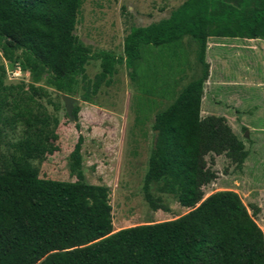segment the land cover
<instances>
[{"label":"trees","instance_id":"16d2710c","mask_svg":"<svg viewBox=\"0 0 264 264\" xmlns=\"http://www.w3.org/2000/svg\"><path fill=\"white\" fill-rule=\"evenodd\" d=\"M81 3L0 0L3 57L30 71L32 91L44 78L62 94L73 95L80 76L82 99L91 102L102 84L111 83L116 64L124 63L134 77L141 44H178L190 35L202 72L155 114L156 140L142 189L152 209H168L152 195V183L191 209L168 220L113 231L109 187L84 179L83 136L78 135L69 153V173L75 180L39 177L30 159L57 151L49 138L57 135L48 130L49 116L38 109L33 95L21 84L4 85L0 76V111L9 108L11 126H24V135L9 144L10 158L0 170V264H264L263 233L239 195L218 190L202 199L200 190L214 178L205 155L224 153L237 164L246 157L243 141L224 117L200 113L209 66L207 36L258 37L264 29V0H184L168 17L131 27L121 55L91 52L78 41L73 30ZM210 23L218 30L209 31ZM90 59L100 60L101 70L93 78L85 73ZM0 71L2 75L3 66ZM77 111L74 107L75 118Z\"/></svg>","mask_w":264,"mask_h":264},{"label":"rangeland","instance_id":"374dc122","mask_svg":"<svg viewBox=\"0 0 264 264\" xmlns=\"http://www.w3.org/2000/svg\"><path fill=\"white\" fill-rule=\"evenodd\" d=\"M183 1L82 0L73 33L91 52L106 50L121 55L131 27L168 17ZM220 36L233 44L221 46L218 56L214 46L208 45V76L202 87L200 113L224 117L243 141L246 157L237 164L224 153L205 155L206 168L214 172V178L202 184L200 190L202 199L218 190L235 191L264 238V41L258 46L255 40L248 39L247 47L241 38ZM258 37L264 39V29ZM196 50L197 43L190 35H184L178 44H141L134 77L124 63L116 64L111 83L102 84L91 102L82 99L84 89L78 76L72 96L79 99V104L75 106L76 118L72 119L61 100L62 92L44 78L34 83L39 89L30 90V71L6 60L0 48L3 84H21L23 91L31 93L38 109L49 116L48 130L57 135L55 139L49 137L59 147L57 151L30 159L38 176L75 180L69 173V153L81 134L84 179L109 187L113 231L168 220L189 211L191 207L182 206L173 194L161 191L158 183L151 184V193L160 197L168 209H152L142 185L156 137L154 116L188 82L201 75ZM100 70L99 59H90L85 65L88 78ZM10 114L6 107L0 111V170L10 158L9 144L24 135L21 123L12 127L8 122Z\"/></svg>","mask_w":264,"mask_h":264},{"label":"crops","instance_id":"0c3cea01","mask_svg":"<svg viewBox=\"0 0 264 264\" xmlns=\"http://www.w3.org/2000/svg\"><path fill=\"white\" fill-rule=\"evenodd\" d=\"M211 29H213V30H215V29H217L218 30V27H217V25L216 24H214V23H210L209 24V31L211 30ZM224 38L225 37H221L220 35H217V32H211V33H209L208 34V36H207V42H206V44H207V46H206V52H205V60L207 61V48H208V45H212V46H214L213 47V49H214V51H215V56H218V52L220 51V47L221 46H226V45H228V46H231L233 43L231 42V41H226V40H224ZM228 38H241L242 40H244L246 43H247V47H248V39H253V40H255L256 42V44L259 46H261V44H262V42L264 41V39L263 38H259V37H248V36H239V37H237V36H230V37H228ZM260 40V41H259ZM262 40V41H261ZM264 44V43H263ZM208 62V61H207Z\"/></svg>","mask_w":264,"mask_h":264},{"label":"water","instance_id":"95a60500","mask_svg":"<svg viewBox=\"0 0 264 264\" xmlns=\"http://www.w3.org/2000/svg\"><path fill=\"white\" fill-rule=\"evenodd\" d=\"M61 100L64 103L66 113L68 114V116L70 118L73 119L74 116H73L72 112H73L74 107L79 104V99L72 96V95L63 93V94H61ZM155 132L157 134V130H155ZM155 140H156V137H155Z\"/></svg>","mask_w":264,"mask_h":264}]
</instances>
